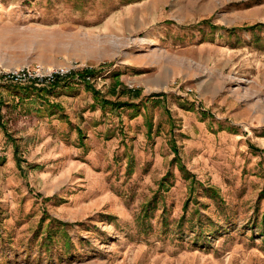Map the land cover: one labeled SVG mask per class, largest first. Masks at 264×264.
Returning <instances> with one entry per match:
<instances>
[{
  "label": "rangeland",
  "instance_id": "374dc122",
  "mask_svg": "<svg viewBox=\"0 0 264 264\" xmlns=\"http://www.w3.org/2000/svg\"><path fill=\"white\" fill-rule=\"evenodd\" d=\"M0 264H264V0H0Z\"/></svg>",
  "mask_w": 264,
  "mask_h": 264
},
{
  "label": "built area",
  "instance_id": "2783aa9c",
  "mask_svg": "<svg viewBox=\"0 0 264 264\" xmlns=\"http://www.w3.org/2000/svg\"><path fill=\"white\" fill-rule=\"evenodd\" d=\"M71 70L68 68L58 67L57 69H51L48 72H41L38 70H32L30 68H24L17 71L5 72V78L13 81H27V80H43L42 82L53 83L58 78L66 77L70 74Z\"/></svg>",
  "mask_w": 264,
  "mask_h": 264
},
{
  "label": "trees",
  "instance_id": "16d2710c",
  "mask_svg": "<svg viewBox=\"0 0 264 264\" xmlns=\"http://www.w3.org/2000/svg\"><path fill=\"white\" fill-rule=\"evenodd\" d=\"M62 78H58V79H56V81L55 82H53L52 84H55V83H57L58 81H60Z\"/></svg>",
  "mask_w": 264,
  "mask_h": 264
}]
</instances>
